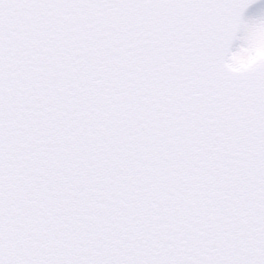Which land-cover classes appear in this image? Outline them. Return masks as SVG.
<instances>
[{
  "label": "snow or ice",
  "instance_id": "snow-or-ice-1",
  "mask_svg": "<svg viewBox=\"0 0 264 264\" xmlns=\"http://www.w3.org/2000/svg\"><path fill=\"white\" fill-rule=\"evenodd\" d=\"M0 264H264V0H0Z\"/></svg>",
  "mask_w": 264,
  "mask_h": 264
}]
</instances>
